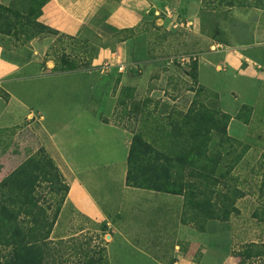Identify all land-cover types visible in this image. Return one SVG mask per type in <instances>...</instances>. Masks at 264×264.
Listing matches in <instances>:
<instances>
[{
  "label": "rangeland",
  "instance_id": "rangeland-1",
  "mask_svg": "<svg viewBox=\"0 0 264 264\" xmlns=\"http://www.w3.org/2000/svg\"><path fill=\"white\" fill-rule=\"evenodd\" d=\"M42 2L0 0V45L6 56L22 62L31 55L30 44L34 39L51 36L35 34ZM157 4V11H149L138 27L125 32L106 28L101 22L106 11L99 12L92 19V26L77 40H57L51 36L55 41L47 53L60 64L65 60L73 67L86 69L88 66L84 65L94 57L96 50L112 49L120 39L129 40L130 63L146 62L131 64L122 71L116 69L108 81L92 92L88 109L100 121L124 129L129 136V146L133 135L140 134L143 139L154 142L157 150L163 151L173 132L171 123H182L184 114L199 94L207 110L229 115L226 134L236 141L237 147L231 155L235 159L239 155L242 157L237 168L226 177L225 185L218 186L217 190L224 193L241 184L240 188L248 194L236 200V211L231 212L228 220L204 223L198 218H203L205 211L192 209L186 199L187 189L180 193L178 188L172 187V193H164L135 188L137 191L123 193L124 201L118 183L108 185V171L88 172L87 180H96L105 186L101 187L103 191H110L114 201L113 206L102 202L106 211L116 207L120 198V203L130 201L135 211L161 215L168 210L174 211L171 225L176 228L188 225L199 233L208 234L210 239L217 238L235 264H264V249L260 248L264 247V9L238 6L213 9L208 6L202 10L201 0H157ZM237 61H240L238 65ZM96 78L95 74L81 81L76 77H63L40 85L26 82L14 85L19 95L24 97L25 92L29 93L26 99L29 107L51 112L45 121L47 133H53L54 138H50L53 144L67 150L72 158L75 147L70 140L74 139L75 127L73 123L68 128L65 125L81 109V102L85 103L91 93L88 88L95 85ZM120 79L122 86H119ZM0 97L7 101L2 90ZM107 137L106 145L114 146L108 153L100 156L88 140L86 144L81 143L79 152L96 161L120 158L123 138ZM89 161L82 159L80 163L87 165ZM23 164L43 174L38 200L53 214L58 210L55 198L61 197V192L50 189L59 181L41 124L21 116L9 122L0 118V183ZM120 168L111 172L114 177H118L116 173ZM56 187L61 190L63 185ZM91 190L100 199L99 186H92ZM216 202L221 205L219 199ZM59 210L51 238L67 240L103 230L106 242V222L81 215L67 202ZM192 213L197 214V224L191 219ZM159 226L164 229L167 221L160 220ZM170 253L165 252V257Z\"/></svg>",
  "mask_w": 264,
  "mask_h": 264
},
{
  "label": "crops",
  "instance_id": "crops-1",
  "mask_svg": "<svg viewBox=\"0 0 264 264\" xmlns=\"http://www.w3.org/2000/svg\"><path fill=\"white\" fill-rule=\"evenodd\" d=\"M157 7V0H49L41 7L38 22L60 34L78 38L86 28L92 26L91 21L99 12L106 11V14L101 18L102 24L117 31H125L138 27L143 16L151 10L157 11L159 8ZM54 41L51 36L34 39L30 44L31 55L22 62L6 56L4 48L0 45V90L4 92L7 100L0 97V118L4 122H9L13 118L21 116L23 119H35L41 124L43 137L47 139L50 158L66 179L69 187L66 202L81 215L106 222L108 233L105 235V239L109 264H235L230 254L219 244L217 238L210 239L208 234L199 233L188 225H182L179 228L171 225V217L173 219L175 215L174 211L162 212L164 215L135 211V206L129 205L130 201H126V206L124 203H120V197L116 207H113V209L116 208V211L104 209L102 202L111 203L113 206L114 199L109 190L103 191L101 187L105 186L100 182L87 180L88 172L108 171L107 179L110 182L108 185L118 183L123 200V193L137 191L135 188L125 185L129 136L124 129L100 121L88 108L91 107L93 93L103 82L111 78L116 69L125 68L131 64L142 65L146 61L130 63L129 40L120 39L112 49L100 48L86 69L60 73L55 71V61L46 57V53ZM239 63L240 61H237L236 65ZM106 64H112L114 67L106 70L104 69ZM95 74L98 80L95 81L94 86L88 88L91 93L85 103L81 102V109L74 119L65 125V128H68L69 124L73 123L75 127L74 139L70 140V144L73 143L75 147V151H72V158L64 146V150H61L58 144H53L50 139L54 138L53 133H47L45 121L46 116L51 112L49 110L35 111L29 107L26 103L29 93L25 92L24 97L19 95L14 85L18 82L40 85L45 82H54L63 77H76L79 79L78 81H81ZM40 81L43 82L39 83ZM118 82L119 86L123 85V80L120 79ZM5 114L10 117L5 118ZM62 117L63 115H61ZM107 136L123 138L121 144L123 151L120 158L113 157L110 160L96 161L92 160V157L91 159L86 158L83 153L79 152L81 143L86 144L84 142L88 140L95 145L91 146L100 156L108 153L110 147L114 146L106 145L109 140ZM60 143L63 144V142ZM90 150L91 153V147ZM82 159L90 160L91 163L82 165L80 163ZM118 166L122 168L118 169L119 172L116 173L118 177H114L115 174L111 172L117 171ZM92 186H99L100 199L94 196L91 190ZM106 199L112 200L109 202ZM129 208L130 210H128ZM160 220L167 221V226L164 229L159 226ZM208 250L211 252L209 253ZM165 252L171 253L165 257ZM178 253L179 255H177ZM220 254L224 255L220 257L218 256Z\"/></svg>",
  "mask_w": 264,
  "mask_h": 264
},
{
  "label": "trees",
  "instance_id": "trees-1",
  "mask_svg": "<svg viewBox=\"0 0 264 264\" xmlns=\"http://www.w3.org/2000/svg\"><path fill=\"white\" fill-rule=\"evenodd\" d=\"M47 1L43 0L42 6ZM208 6L213 9L221 6L264 9V0H201L200 9H208ZM105 27L115 32L129 31ZM34 28L36 35L49 34L57 40H77L38 22ZM97 53L96 50L95 55ZM93 58L84 66L89 67ZM55 63V71L60 73L79 70L78 66L73 67L65 60L61 64L58 60ZM65 65L67 67H63ZM199 96L196 95L192 101L182 123H171L173 132L163 151L157 150L154 142L150 143L140 134L133 135L125 174V185L132 188L164 193H172V187L178 188L180 193L187 189L186 199L192 209L205 211L203 218L191 214L194 224H197V218L204 223L228 220L231 212L236 211V200L248 194L240 188L241 184L224 193L217 190L218 186L225 185L226 177L237 168L242 157L239 155L235 159L231 155L233 148L236 150L237 147L236 141L226 134L229 115L207 110ZM53 166L59 181L57 184L63 185L61 190H57L56 183L50 187L52 192H61V197L55 198L58 210L53 214L38 200L43 174L27 164L11 172L0 183V264H109L103 230L97 234H79L67 240L50 237L59 208L66 202L69 190L63 175L55 164Z\"/></svg>",
  "mask_w": 264,
  "mask_h": 264
},
{
  "label": "built area",
  "instance_id": "built-area-1",
  "mask_svg": "<svg viewBox=\"0 0 264 264\" xmlns=\"http://www.w3.org/2000/svg\"><path fill=\"white\" fill-rule=\"evenodd\" d=\"M111 67H114V65H112V64H106V65H104V69H106V70L109 69V68H111ZM122 69H123V67H119L118 68L119 71H122Z\"/></svg>",
  "mask_w": 264,
  "mask_h": 264
}]
</instances>
